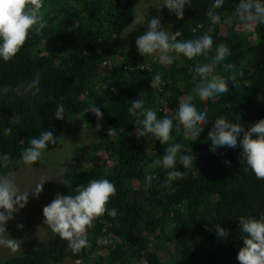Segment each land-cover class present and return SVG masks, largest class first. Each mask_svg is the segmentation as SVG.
<instances>
[{"label": "trees", "instance_id": "obj_1", "mask_svg": "<svg viewBox=\"0 0 264 264\" xmlns=\"http://www.w3.org/2000/svg\"><path fill=\"white\" fill-rule=\"evenodd\" d=\"M211 2L192 0L182 19L166 8L155 15L162 17L161 24L170 33L180 31L177 39L181 40L196 39L211 28L209 55L219 43L230 49L223 63H231L243 75H237L235 86L229 82L226 93L209 100L192 93L195 84L190 69L196 62H207L204 56L181 63L171 54V64L140 56L134 41L146 24L126 38L119 36L131 22L134 0H43L46 27L39 35L30 31L11 61H0V89H8L0 93V174L18 168L32 137L51 131L56 143L46 150H54L60 146L65 127L76 121L90 132L92 144L66 165L59 194L75 195L91 179L107 178L115 184L116 195L106 208L118 212L115 218L105 213L93 222L86 232L91 247L77 255L67 248V241L48 229L52 238L45 245L0 264H56L67 258L87 262L96 247L103 253L96 254V259L105 257L117 264L123 256L137 264H239L236 257L243 234L238 218L264 215V180L245 172L240 164V136L236 148L218 147L213 154L207 134L218 117L239 123L245 131L264 119V26L254 24L253 31L242 30L235 18L231 25L224 24L238 0H224L215 10L220 18L212 23L207 15ZM158 72L162 74L159 90L150 87ZM215 72L225 79L231 74L222 64ZM36 73L40 91L35 96H17L13 89ZM190 95L210 122L202 125L197 137L186 135L182 126L177 130L175 120L170 139L163 145L154 138L137 137L134 118L128 113L132 100L142 98L159 119L173 117L179 103ZM56 103L65 106L63 119L54 118ZM93 104L102 113L99 121L91 112L82 116ZM5 127L12 130L9 135H3ZM109 128H114V137L107 136ZM174 143L182 145L181 152L192 150L193 165L178 164L183 176L164 186L167 170L154 162ZM147 174L153 181L145 189ZM215 224L228 230L226 238L215 235ZM97 240L107 243L97 244Z\"/></svg>", "mask_w": 264, "mask_h": 264}, {"label": "clouds", "instance_id": "obj_2", "mask_svg": "<svg viewBox=\"0 0 264 264\" xmlns=\"http://www.w3.org/2000/svg\"><path fill=\"white\" fill-rule=\"evenodd\" d=\"M224 0H212L207 15L212 23L220 17L215 12L221 8ZM192 0H161L151 6H155L159 12L161 8H166L169 13L174 14L178 19L183 18L186 7H190ZM141 4V0L139 2ZM138 4V5H139ZM147 8L133 9L131 22L121 30L119 36L123 39L137 26H144L142 34L135 38V47L142 57H152L159 63L171 64L173 56L181 61H192L194 57L204 56L207 62H196L190 69L193 72L195 86L192 89L194 96L201 99L211 100L229 90V82L235 86L237 75L243 72H236L231 63L224 64L230 49L219 43L215 46L214 54L209 55L213 48V38L208 32L196 39H177L181 36L180 31L169 32L168 27L161 24L162 17L157 15L147 19ZM233 13L222 22L231 25L233 19L251 28L253 24L264 26V0H238L233 5ZM47 20L44 18L43 0H0V61H11L20 48L25 43L29 32L39 35L46 27ZM223 65L224 71H231L227 79L215 72L217 65ZM40 76L36 73L32 80L25 81L18 85L13 91L17 96H35L39 91ZM162 83V74L156 73L150 81V87L159 90ZM8 89H0V93H7ZM193 96L179 103L178 110L173 117L157 118V113L152 108H146L142 98L132 100L128 113L134 118L133 125L136 127L138 138H154L161 145L170 139V132L173 121L177 122V130L182 126L186 135L197 137L203 130L202 125L210 124L206 112L195 106L191 100ZM91 112L99 121L102 113L94 104L85 109ZM65 106L63 103H56L54 118L63 119ZM13 119H18L14 116ZM211 130L207 134V139L211 142L209 151L215 154L219 148H236L237 137L240 136V164H243L245 172H251L256 179L264 180V119H260L250 125L245 131V127L239 123L232 122L223 117L216 118L211 122ZM99 123L96 131L99 130ZM11 129L5 127L3 135H9ZM242 133V135H241ZM114 128L107 130V136L114 137ZM56 143V137L52 132L45 130L38 136H34L29 141L27 147L21 154V161L24 166L31 167L42 156L43 151L49 144ZM182 145L174 143L167 147L162 158L154 163L162 169L167 170L163 185L168 186L173 181L179 180L183 172L177 168L178 164L184 167L193 165V152H181ZM225 163H229L225 161ZM12 173L0 174V232H5L4 225L13 219V213L23 209L27 204L28 192H21ZM41 180L31 188L33 198H38L43 189ZM153 176L145 175L144 188L152 186ZM63 182V181H62ZM116 195V186L107 178L91 179L86 186H81L76 190L75 195H60L43 207L42 215L45 218L43 223L48 229L58 236L60 240L67 241V248L73 255L79 254L83 249L91 247L86 239V232L93 226V222L105 213L112 218L117 216L116 208H106L111 197ZM239 231L243 246L239 249L236 259L239 264H264V215L260 216H240ZM215 235L220 238L228 236V230L219 224L214 225ZM107 241L97 240V244H106ZM0 246H5L12 252H16L19 244L13 239H0Z\"/></svg>", "mask_w": 264, "mask_h": 264}, {"label": "rangeland", "instance_id": "obj_3", "mask_svg": "<svg viewBox=\"0 0 264 264\" xmlns=\"http://www.w3.org/2000/svg\"><path fill=\"white\" fill-rule=\"evenodd\" d=\"M139 2L140 0H134V8L136 6L137 8L148 7L146 10L147 19H151L157 13L156 7L151 5L161 2V0H141V4ZM241 28L242 30L248 29L247 31H253L254 24L250 30L242 24ZM91 144L92 138L87 128L76 121H72L65 127L63 138L58 148L54 150L45 149L41 158L31 167L24 166L20 160L18 168L9 172L13 174L12 179H14L20 191H29V196L25 207L14 212L13 219L4 225L5 232H0V239H13L19 244L16 252H12L5 246H0V262L49 242L52 234L46 224L43 223L45 219L42 215L43 207L49 204L60 193L63 171L66 165L72 159L77 158L81 153L90 149ZM41 180H45L43 182V189L38 198H33L31 188ZM97 248L99 247L94 248L93 254L87 262L67 258L64 262L56 264H117L116 262L112 263L105 257H102V259L98 257L96 259V254H103ZM172 253L175 254V252ZM137 263L138 261H129L124 259L123 256L121 264Z\"/></svg>", "mask_w": 264, "mask_h": 264}]
</instances>
